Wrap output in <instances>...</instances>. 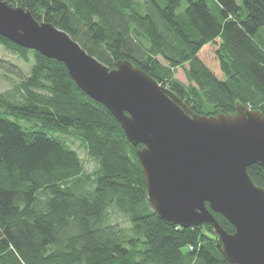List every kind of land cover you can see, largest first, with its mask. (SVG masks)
Instances as JSON below:
<instances>
[{"label": "trees", "instance_id": "trees-1", "mask_svg": "<svg viewBox=\"0 0 264 264\" xmlns=\"http://www.w3.org/2000/svg\"><path fill=\"white\" fill-rule=\"evenodd\" d=\"M69 32L101 62L127 59L204 115L264 113V0H8ZM187 5L182 9V4ZM31 63L0 91V264H230L211 223L170 225L148 200L122 125L66 65L0 35ZM214 45L217 67L202 55ZM184 69L188 83L176 78ZM81 142L98 166L87 172ZM264 188V168L248 169ZM121 212L127 230L112 221ZM229 232L235 227L214 213Z\"/></svg>", "mask_w": 264, "mask_h": 264}, {"label": "water", "instance_id": "water-1", "mask_svg": "<svg viewBox=\"0 0 264 264\" xmlns=\"http://www.w3.org/2000/svg\"><path fill=\"white\" fill-rule=\"evenodd\" d=\"M0 35L63 62L88 96L105 105L137 148L148 200L170 225H214L230 264H264V188L248 169L264 168V113L202 115L127 59L101 62L72 35L30 10L0 0ZM214 213L235 227L227 231Z\"/></svg>", "mask_w": 264, "mask_h": 264}, {"label": "rangeland", "instance_id": "rangeland-1", "mask_svg": "<svg viewBox=\"0 0 264 264\" xmlns=\"http://www.w3.org/2000/svg\"><path fill=\"white\" fill-rule=\"evenodd\" d=\"M187 5V2L185 1L182 4V9H184ZM261 34L264 35V28L261 31ZM215 49L216 47L214 45H210L208 48H206L202 55L205 59L209 61V63L212 65H216L217 67V59L215 57ZM2 64L5 65H15L17 72L20 75L28 76L30 74V70L32 68L33 59L31 63L25 62L18 54L12 52L11 50L6 49L5 47L0 45V91H6L8 89H12L16 83L20 81V77L15 74L7 73L3 68ZM176 78L180 79L181 81L188 83V80L186 78L184 69L182 67L178 68L176 70ZM70 144L79 152L81 158L84 161L85 169L87 172L94 171L98 163L97 161L88 155L86 149L81 145V142L76 139H71L69 141ZM111 219L115 223H119L122 227L126 228L127 230L132 228L131 221L121 212H113V215L111 216Z\"/></svg>", "mask_w": 264, "mask_h": 264}]
</instances>
